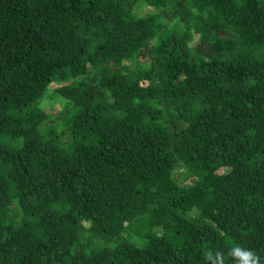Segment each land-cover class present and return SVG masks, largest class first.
I'll return each mask as SVG.
<instances>
[{"label": "trees", "instance_id": "16d2710c", "mask_svg": "<svg viewBox=\"0 0 264 264\" xmlns=\"http://www.w3.org/2000/svg\"><path fill=\"white\" fill-rule=\"evenodd\" d=\"M249 241L264 0H0V264H264Z\"/></svg>", "mask_w": 264, "mask_h": 264}, {"label": "rangeland", "instance_id": "374dc122", "mask_svg": "<svg viewBox=\"0 0 264 264\" xmlns=\"http://www.w3.org/2000/svg\"><path fill=\"white\" fill-rule=\"evenodd\" d=\"M152 12H154V7L149 6L146 2L141 3V6L137 9V13L139 15H143L145 13H152ZM190 40H193V39L191 38ZM146 63H147V65H149V61H147ZM52 92L53 91H51L50 94L45 98L44 108H45V110H47L50 113L55 114L57 116L64 109L65 100L60 99V98L58 99L55 96V92H53V94H52ZM56 122L57 123L60 122V119H56ZM171 123H172V126L178 128L181 125V119L178 117L172 118ZM182 170H185V169H182ZM182 172H184V171H182ZM249 243L254 245V247L257 249H263L264 248L263 245L257 244L255 242L249 241Z\"/></svg>", "mask_w": 264, "mask_h": 264}, {"label": "clouds", "instance_id": "9594fccd", "mask_svg": "<svg viewBox=\"0 0 264 264\" xmlns=\"http://www.w3.org/2000/svg\"><path fill=\"white\" fill-rule=\"evenodd\" d=\"M244 255L246 257H251L252 256V253L249 252V253H245ZM245 264H248V261L247 260L245 261ZM251 264H256V260L255 259H252L251 260Z\"/></svg>", "mask_w": 264, "mask_h": 264}]
</instances>
